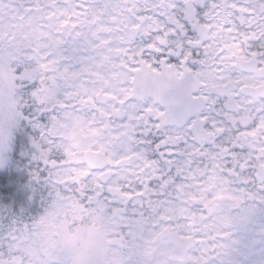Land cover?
<instances>
[{
  "label": "snow or ice",
  "instance_id": "snow-or-ice-1",
  "mask_svg": "<svg viewBox=\"0 0 264 264\" xmlns=\"http://www.w3.org/2000/svg\"><path fill=\"white\" fill-rule=\"evenodd\" d=\"M0 264H264V0H0Z\"/></svg>",
  "mask_w": 264,
  "mask_h": 264
},
{
  "label": "trees",
  "instance_id": "trees-1",
  "mask_svg": "<svg viewBox=\"0 0 264 264\" xmlns=\"http://www.w3.org/2000/svg\"><path fill=\"white\" fill-rule=\"evenodd\" d=\"M26 179H27V174H26V175H24V180L26 181Z\"/></svg>",
  "mask_w": 264,
  "mask_h": 264
},
{
  "label": "rangeland",
  "instance_id": "rangeland-1",
  "mask_svg": "<svg viewBox=\"0 0 264 264\" xmlns=\"http://www.w3.org/2000/svg\"><path fill=\"white\" fill-rule=\"evenodd\" d=\"M27 174V171L25 170V175Z\"/></svg>",
  "mask_w": 264,
  "mask_h": 264
}]
</instances>
